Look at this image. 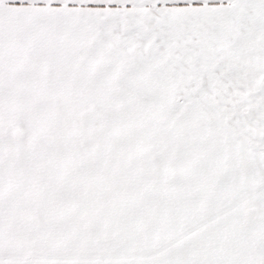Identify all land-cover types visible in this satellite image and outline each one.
<instances>
[{
    "label": "snow or ice",
    "instance_id": "snow-or-ice-1",
    "mask_svg": "<svg viewBox=\"0 0 264 264\" xmlns=\"http://www.w3.org/2000/svg\"><path fill=\"white\" fill-rule=\"evenodd\" d=\"M0 264H264V0H0Z\"/></svg>",
    "mask_w": 264,
    "mask_h": 264
}]
</instances>
